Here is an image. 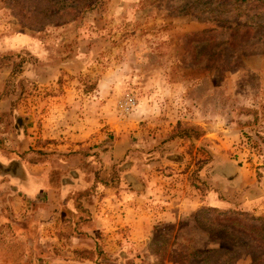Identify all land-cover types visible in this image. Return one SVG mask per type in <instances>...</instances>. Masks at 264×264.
Listing matches in <instances>:
<instances>
[{"label":"rangeland","instance_id":"obj_1","mask_svg":"<svg viewBox=\"0 0 264 264\" xmlns=\"http://www.w3.org/2000/svg\"><path fill=\"white\" fill-rule=\"evenodd\" d=\"M221 1L0 0V264H264V11Z\"/></svg>","mask_w":264,"mask_h":264},{"label":"trees","instance_id":"obj_2","mask_svg":"<svg viewBox=\"0 0 264 264\" xmlns=\"http://www.w3.org/2000/svg\"><path fill=\"white\" fill-rule=\"evenodd\" d=\"M261 2L264 5V1L262 0H222L221 5H224L226 7L225 9H228L226 13H230L231 15L236 16L234 18L235 23L230 24V23L225 22L227 23L226 25H223L222 27H218L216 29L224 30V31H234L233 34H239L243 30H247L250 27H255L256 26L255 21H256L257 15L258 16L261 15L264 10H261V11L251 10L253 9L251 7L254 5L258 7L259 3ZM243 10H245V13L242 15L241 13H243L242 12ZM207 17L210 19H220L223 21H226L229 18H231V16L229 18H225V16L219 13L210 14Z\"/></svg>","mask_w":264,"mask_h":264},{"label":"crops","instance_id":"obj_3","mask_svg":"<svg viewBox=\"0 0 264 264\" xmlns=\"http://www.w3.org/2000/svg\"><path fill=\"white\" fill-rule=\"evenodd\" d=\"M234 175H229V174H222V178L224 179L223 186H233V189H241L243 187H246L248 184L252 183V178L246 174L244 169L242 168H234ZM232 176V177H231ZM226 181V182H225ZM224 187L220 188L219 190L217 188H214L213 190L209 191L205 196L204 200L201 201V203L207 204V205H212V206H222L226 203L225 199L222 197L224 193L222 192V189ZM195 203V206L200 204L198 200L192 201ZM193 204V203H191ZM158 211H152L150 212L149 210L146 212V214L149 213V215H153L157 213Z\"/></svg>","mask_w":264,"mask_h":264}]
</instances>
